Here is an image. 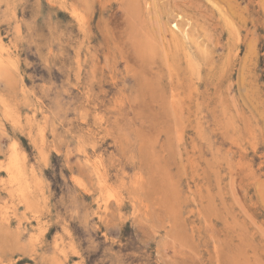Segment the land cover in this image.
<instances>
[{
	"label": "rangeland",
	"instance_id": "1",
	"mask_svg": "<svg viewBox=\"0 0 264 264\" xmlns=\"http://www.w3.org/2000/svg\"><path fill=\"white\" fill-rule=\"evenodd\" d=\"M0 64V264H264V0H0Z\"/></svg>",
	"mask_w": 264,
	"mask_h": 264
},
{
	"label": "bare ground",
	"instance_id": "2",
	"mask_svg": "<svg viewBox=\"0 0 264 264\" xmlns=\"http://www.w3.org/2000/svg\"><path fill=\"white\" fill-rule=\"evenodd\" d=\"M226 2H227V1H226ZM79 4H80V3H79ZM241 10H242V9H241ZM231 11H232V10H231ZM175 27H176V25H175ZM199 30H201V29H199ZM183 32H184V31H183ZM183 32H182V33H183ZM184 34H185V33H184ZM182 37H183V36H182ZM187 38H188V37H187ZM187 38H186V39H187ZM183 39H184V38H183ZM187 40H188V39H187ZM166 41H167V39H166ZM193 42H194V41H193ZM210 43H211V42H210ZM254 46H255V45H254ZM247 49H248V46H247ZM249 49H253V48H249ZM249 49H248V50H249ZM254 50H255V49H254ZM254 50H253V52H254ZM66 52H67V51H66ZM250 52H251V51H250ZM250 52H249V53H250ZM252 55H253V54H252ZM200 56H201V55H200ZM1 65H3V64H0V66H1ZM10 66H11V65H10ZM6 67H7V66H6ZM4 69H6V68H4ZM7 69H9V68H7ZM2 71H3V70H2ZM2 71H1V72H2ZM14 71H15V70H14ZM0 74H1V73H0ZM13 74H16V73H13ZM9 75H11L10 72H9ZM9 75H7V76H5V77H6V78L9 77ZM9 78H10V77H9ZM9 78H8V79H9ZM12 78H14V77H12ZM12 78H10V79H12ZM14 82H15V81H14ZM5 83H6V82H5ZM11 83H12V82H11ZM16 83H17V82H16ZM6 85H7V84H6ZM8 91H9V90H8ZM14 92H15V91H14ZM7 94H8V93H7ZM23 102H24V101H23ZM86 106H87V105H86ZM4 120H5V119H4ZM92 120H93V119H92ZM21 123H22V122H21ZM19 124H20V123H19ZM21 125H22V124H21ZM18 127H19V126H18ZM31 127H32V126H31ZM105 128H106V127H105ZM21 129H23V128H21ZM18 132H19V131H18ZM42 137H44V136H42ZM15 145H16V144H15ZM119 152H120V151H119ZM26 158H27V157H26ZM148 160H149V159H148ZM147 162H148V161H147ZM145 163H146V162H145ZM149 163H150V162H149ZM24 164H26V163H24ZM81 165H82V164H81ZM140 168H141V167H140ZM14 169L17 170L16 172H17L19 175H20V172H22V171L20 170V168L17 167V166L14 167ZM144 169H145V168H144ZM12 171H13V170H12ZM34 171H35V170H34ZM143 172H144V171H143ZM27 174H28V173H27ZM150 177H151V176H150ZM18 180H19V178L16 180V184H17L18 189H19V190H18V193H19V194H22V193H24V192H23L22 183H21L20 180H19V181H18ZM141 180H142V179H141ZM38 181H39V180H38ZM142 181H143V180H142ZM131 185H132V184H131ZM129 186H130V185H129ZM32 187H33V186H32ZM136 189H137V188H136ZM36 191H37V190H36ZM33 192H35L34 189H33ZM32 194H33V193H32ZM137 196H138V195H137ZM156 196H157V195H156ZM37 197H38V196H37ZM30 198H32V197H30ZM31 200H32V199H31ZM31 200H30V201H31ZM139 200H140V199H139ZM24 201H25V200H24ZM24 201H23V202H24ZM131 201H132V200H131ZM26 202H27V201H26ZM139 202H140V201H139ZM23 204H24V203H23ZM36 206H37V205H36ZM23 208H24V207H23ZM26 208H27V207H26ZM26 208H24V209H26ZM28 209H29V208H28ZM149 209H150V208H149ZM31 211H33V210H31ZM94 212H95V211H94ZM135 213H136V212H135ZM145 219H147V218H145ZM2 226H3V225H2ZM1 228H2V227H1ZM169 229H170V228H169ZM2 248H3V247H2ZM23 249H24V248H23ZM13 251H14V250H13ZM14 253H15V252H14ZM26 253H27V252H26ZM28 254H29V253H28ZM48 261H49V260H48ZM51 261H52V260H51ZM54 264H55V263H54Z\"/></svg>",
	"mask_w": 264,
	"mask_h": 264
}]
</instances>
